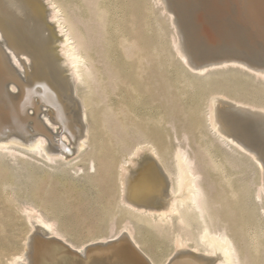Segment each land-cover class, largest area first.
<instances>
[{"label":"bare ground","instance_id":"obj_1","mask_svg":"<svg viewBox=\"0 0 264 264\" xmlns=\"http://www.w3.org/2000/svg\"><path fill=\"white\" fill-rule=\"evenodd\" d=\"M199 1H196L195 15L198 11L197 5L204 3L197 4ZM63 2L0 0V151L2 155L4 151H14V158L13 154L9 155L14 160L17 159V151L24 156L45 152V157L50 162L56 157L65 159L67 156L68 159L58 166L47 163L45 166L55 170H73L77 168L75 161L81 157L86 147L90 146L93 154L86 155L92 167H85V178L95 182L94 177L100 175L110 185L104 187V182V186L100 184L105 188L104 191L101 190L103 201H95L101 213L94 218L95 222L91 223L93 202L90 204L86 193L77 195L76 192L53 183V174H50L45 185L35 181L31 190L33 203H37V206H41L46 214L52 217L42 214L37 207L19 206L20 212L25 216L22 219L26 220L28 231L26 230L20 241L21 249H15L12 254L8 253L11 255L5 258L7 264L264 263L263 230L255 232L252 242L248 241L250 235L247 231V225L256 221V218L262 219L264 211L262 210L261 214L259 208L258 215L255 216L253 207L249 208L247 204L245 209L240 201L242 195H248L251 183H255L250 182L248 186L242 182L245 178L242 179L241 176L250 173V164L255 165L259 171V181L256 187L254 186L256 189L253 205L258 206V199L261 200L264 194V162L246 145L247 141L225 116L227 106H238L242 111L249 113L258 128L264 132V0H218L219 6L226 4L230 8L228 13L233 27L229 30L223 20V38L217 43V50L209 51L210 58L206 61L200 60L193 51L191 35L181 28L179 19L173 15L175 7L170 0L157 2L162 4L160 10L168 13V23L176 32L169 46L171 54L173 53L171 61L163 56L164 45H160L162 50H159L157 45L160 43L152 37L148 22V13L152 9L150 6L148 8L149 4L143 0H82L88 21L91 22L95 18L92 22L96 24L91 22L94 26L87 30H97V38L91 37L96 41V45L92 42L95 47L91 42L85 41L90 39L85 38L87 31L84 35L83 31L77 28L78 25L75 26L66 15L68 12H65V9H69L71 5L66 4L68 7L64 9L61 4ZM71 3L73 5V2ZM113 3L114 10L111 8ZM211 4L216 7L212 2ZM73 21L75 22L74 19ZM80 21L82 20L77 19L78 24L82 23ZM86 23L88 26L89 23ZM164 29L168 30L167 27ZM88 34L89 37L91 33ZM98 35L102 37L98 38ZM167 43L165 42L166 45ZM91 46L93 51L88 53ZM87 48L89 49L86 50ZM93 55L97 58L94 59ZM95 60L102 66L94 62ZM172 62L180 66L174 70L175 64ZM95 63L102 68L96 67ZM66 67L69 72H66ZM227 72L238 80V86H234L235 91L237 90L234 94H230L232 91L223 88L222 84L214 83L216 76L220 78ZM78 82L85 84L89 91V97H83V105L82 101L79 103L81 108L83 106V111L77 103L80 98H74V87ZM84 94L80 95H87ZM163 94L165 101L159 105L157 97ZM172 101L180 107L182 114L194 129L201 128L202 116L205 119L207 134L199 132L196 154L203 166L202 170L210 171V190L209 183L197 164L199 161L196 162L197 156L195 155V158L194 153L189 151L192 148L188 150L185 145H177L175 150L173 148V166L166 165L165 158L160 154L167 145L164 141V124L172 123L171 118L165 119L164 112L170 109L169 103ZM94 105L97 106L96 109ZM45 107L48 108L47 115H44L45 120L54 129L58 126L63 138L70 139L71 146L74 144L73 148L67 145L69 141L67 144L64 142L65 139L63 140L59 133L55 135L53 131H49L45 124L47 122L40 120L38 115ZM86 120L87 125L84 123ZM182 123L185 124V121ZM175 126L172 131L177 128ZM183 135L186 142L189 135ZM134 140H142L143 144L140 146L139 142L140 144L133 148L132 154L137 156L140 150L148 148L150 156H157L165 164L164 169L170 178L168 187L164 186L162 174L157 169L158 163L149 162L155 159L152 156H145L147 158L141 160L138 170L132 171L130 176L125 174L129 169L128 164H125L126 160L125 163H119L121 165L118 170V165L114 167L119 160L120 151H125L124 147L122 150L118 146L119 142L127 144L129 141L131 144ZM46 141H49L48 146ZM126 144L124 145L127 148ZM219 146L225 147L226 152H222ZM133 160L130 159L129 162ZM11 168L9 165L0 167V216L6 213L5 216L9 220L12 217L10 209H4L1 201L16 196L11 197L10 188L16 187L14 185L19 178H14L16 175L14 176L13 172H17L16 170L12 172L16 167L12 170ZM78 169L82 172L81 168ZM116 173L121 185L119 192L116 190L119 188L118 184H112L116 182ZM100 185L95 184L98 189ZM116 186L118 187L115 188ZM218 188L222 190L221 196L217 195ZM117 192L118 198L115 197ZM75 198L77 203L74 205L71 200ZM248 201L251 202L250 199ZM261 204L259 203V206ZM217 207L221 209L220 216L217 214ZM262 208L264 209V206ZM72 210L76 211L75 224H81L83 234L96 232L98 235L101 223L108 221L107 234H99L96 238L79 242L77 235L72 231L74 219L66 218V214ZM126 215L141 223L142 227L145 225L160 234L167 231L166 227H170L172 218L176 217L181 232L173 239L175 250L159 262L160 247L150 243V239L140 240L137 231L132 229V226L136 225L131 226V223H135L133 220L115 230L113 220L119 216L127 217ZM8 223L10 235L16 239L19 234L18 226L12 218ZM1 226L3 227V223ZM196 226L200 231H196L195 235L193 231ZM181 233H184L183 238ZM188 240H193L195 244L188 247ZM0 262L2 264L1 260Z\"/></svg>","mask_w":264,"mask_h":264},{"label":"rangeland","instance_id":"obj_2","mask_svg":"<svg viewBox=\"0 0 264 264\" xmlns=\"http://www.w3.org/2000/svg\"><path fill=\"white\" fill-rule=\"evenodd\" d=\"M60 2L62 1H64L63 3H61L63 6H64V9L66 8V4H68V6H70L69 7V9L67 8V9H65V12H66V10H67V12L68 13H66V15L70 18V20L73 22V24H75V26H77V28H80V31L82 30L83 31V33H84V35H85V31H87V30H89V29H91V27L90 26H94L95 24L92 22V24H94V25H91V22H90V20L88 21V15H87V12H86V10H85V7H83L84 6V3L83 2H81L82 0H59ZM186 1H188V2H190L191 0H186ZM193 1V0H192ZM191 1V2H192ZM196 1H198V0H194L193 1V4L195 3V5H196ZM208 1H210V0H208ZM214 1V2H213ZM216 0H212V1H210V2H212L213 4H214V6H216V7H212L213 5L211 4L210 5V2H207V0L205 1V0H203V1H199V2H197V4H199V3H203V4H199V5H197V8H198V11H197V13H196V22H197V24H196V27L197 26H200V27H197V28H199L200 29V34H201V36L206 40V43H207V45L209 46V49L210 50H217V46L216 45H218L217 43L218 42H220L221 40H222V38H223V34H221L222 33V31H221V26H222V23H223V20L227 23V27L229 28V30H232V29H230V27H233V25H232V23H231V21H232V19H231V21H230V15H229V11H230V8L229 7H227V5L226 4H224V5H222V6H219L220 4L218 3V0L215 2ZM71 2H73V5H72V3ZM75 2V3H74ZM143 2L145 3L146 2V4L148 5V8H149V6H150V9H152L150 12H152V13H148L149 15H148V22L150 23V27H151V34H152V37L154 36V40L157 42V43H160V44H158L157 46L158 47H160L159 48V50L161 49V46L160 45H164L162 48H163V56H165V57H167V59H169L170 58V61L172 60V54H171V49L169 48V46H170V42L172 41V39L174 38V36H175V34L174 33H176L175 32V29H173V27H172V25L170 24V23H168L169 21V19H168V17H169V15H168V13H166V12H162L161 10H160V7H161V5L162 4H160L159 2H157V0H143ZM152 3L153 4V6H152V4H150V3ZM190 2V3H191ZM205 2H207L206 4H205ZM158 3V4H157ZM45 4V3H44ZM70 4V5H69ZM78 4H80L81 6H82V9H81V6L80 5H78ZM146 4L144 5V6H146ZM114 5V6H113ZM156 5V6H155ZM205 5H207V6H209V7H206ZM67 6V7H68ZM77 6H78V8H77ZM201 6V7H200ZM210 6H211V8H210ZM114 7V8H113ZM204 7V8H203ZM111 8L114 10L115 9V4L113 3L112 4V6H111ZM154 8V9H153ZM201 8L203 9V10H205L204 12H203V10H201ZM206 8H207V10H206ZM209 8V9H208ZM71 9V10H70ZM78 9V10H77ZM228 9V10H227ZM69 10V11H68ZM75 10V11H74ZM81 10V11H80ZM210 10V11H209ZM216 10V11H215ZM225 10H227V12H225ZM224 11V12H223ZM70 12V13H69ZM76 12L78 13V14H76ZM80 12V13H79ZM202 12V13H201ZM209 12L211 13L210 15H209ZM74 13V14H73ZM86 13V14H85ZM212 13H214L213 15H212ZM79 14H81L82 16L80 17V15ZM144 14H145V12H144ZM146 14H147V12H146ZM79 15V16H78ZM173 15H175V14H173ZM212 15V16H211ZM78 16V17H77ZM168 16V17H167ZM197 16H198V18H197ZM201 16V17H200ZM209 16H211L210 18H209ZM214 16H216V17H214ZM228 16V17H227ZM46 17H47V15H46ZM225 17V18H224ZM47 18H49V17H47ZM76 18V19H75ZM83 18L85 19V20H83ZM224 18V19H223ZM73 19L75 20V22L73 21ZM77 19H81L82 21H80V22H82L84 25H85V23L86 24H88L89 23V27L87 26V25H85V26H83V24L81 23H77ZM159 21H158V20ZM167 20V21H165V20ZM220 19V20H219ZM226 19H227V21H226ZM87 20V21H86ZM164 20V21H163ZM96 21V20H95ZM163 21V22H162ZM200 21V22H199ZM155 22H156V25H154L155 24ZM214 22H215V24H214ZM166 23V24H165ZM200 23H201V25H200ZM203 23V24H202ZM163 24H164V27H163ZM221 24V25H220ZM79 25H81L82 26V29H81V26L79 27ZM153 25V26H152ZM169 25H170V27H169ZM232 25V26H231ZM157 27V29H156V27ZM159 26H161V28L159 27ZM165 27H167L168 28V30L167 29H164ZM212 27V28H211ZM214 27H216V28H214ZM83 28H84V30H83ZM86 28H88V29H86ZM218 28V29H217ZM162 30V32H161V30ZM177 30V29H176ZM92 30H90V32H88L87 31V33H86V36H85V38L86 39H91V41H90V39L89 40H85V38H84V40L87 42V41H89V42H87V43H90L91 42V45H93L94 43H95V45H96V41L95 40H92V38L91 37H93V39L94 38H97V30L96 31H94L93 30V32H94V34H93V32H91ZM157 31V32H156ZM160 31V32H159ZM204 31V32H203ZM215 31V32H214ZM50 32V30L48 29L47 30V33H49ZM79 32V31H78ZM220 32V33H219ZM88 33H91V35L88 37ZM159 35H158V34ZM164 35H163V34ZM203 33V34H202ZM206 33V34H205ZM96 34V35H95ZM99 35H100V33H99ZM98 35V38H101L102 36H99ZM163 35V36H162ZM162 36V37H161ZM208 36V37H207ZM88 37V38H87ZM159 37H161V38H159ZM173 37V38H172ZM157 38V39H156ZM166 38V39H165ZM164 39H165V41H164ZM160 40H162L161 42H158V41H160ZM166 40H169V41H166ZM92 42H94V43H92ZM165 42H168L167 43V45H168V47L166 48V44H165ZM87 43H85V44H87ZM98 44V43H97ZM88 45H90V44H88ZM88 45H86V47H88ZM95 45H93V47H95ZM90 47V46H89ZM166 48V50H164ZM89 48H87L86 50H88ZM168 49V50H167ZM162 50V49H161ZM89 51L90 52H88V53H91V51H93V48H92V46H91V49H89ZM166 51V52H165ZM168 51V52H167ZM167 53V54H166ZM170 55H169V54ZM162 55V54H161ZM95 58L94 59H96L97 57L95 56V55H93ZM169 61V60H168ZM170 61H169V63H170ZM94 62H97L98 63V60H95ZM97 63H95L96 64V67L97 66H99V67H101L102 66V64L101 63H98V64H101V66L100 65H98ZM172 63H174L175 65V67H174V70L176 69V68H178L180 65L178 64V63H175V62H172ZM105 65V63L103 64V66ZM98 67V68H99ZM102 68V67H101ZM66 72H69L68 71V68L66 67ZM228 73V72H227ZM227 73H225L222 77H220V78H216L215 77V80H214V83H219V84H222V86H223V88H225V89H227L228 91L229 90H231L230 92V94H234V92H236L235 91V89H234V86H235V88H236V86H238V80H236V78L235 77H233L232 75H231V73L229 72L228 73V77H227ZM67 74H69V73H67ZM235 74H236V71H235ZM232 82V83H231ZM230 84V85H229ZM85 84H83V83H80V82H78L77 83V85L74 87V98L75 99H77V97H79L80 99V102H79V100L77 101V103L79 104V103H81V101H82V105H83V99L84 98H88L89 97V91L87 90V87L86 86H84ZM215 87L217 86V85H214ZM76 88H77V90H76ZM247 88H248V86H247ZM76 92V93H75ZM78 92V93H77ZM15 93V92H14ZM83 93H85V94H87V95H85V96H83V95H80V94H83ZM76 96V97H75ZM84 97V98H83ZM162 97V98H161ZM161 98V99H160ZM242 98V97H241ZM163 99V100H162ZM157 100H158V103L157 104H159L160 105V103L162 102H164L165 101V97H164V94L163 95H158V97H157ZM173 103V104H172ZM174 104L176 105V106H174ZM169 107H170V109H168V110H165V114H164V116L166 117L165 119H167V120H171L172 121V125H173V121H174V125L172 126V127H170V125L168 126L167 124V126L164 124V127H163V133H164V138H165V144H167V145H165V148H164V150L165 149H167V150H163L160 154L165 158V162H166V165L168 164V165H171V166H173L172 164H174L173 162H174V160L172 159V153H173V148H174V150H175V147H176V149H177V145L179 146V145H182V147H184V145H185V147L189 150L190 148H192L191 150H189L190 151V153L192 152V154H193V156H197V158H196V156H195V158L197 159L196 160V162H198L197 164L199 165V167L201 168V167H203L200 163H201V161H200V159H198L199 157H198V152H197V150H198V143H197V138L199 137L198 135L200 134L199 132H201L202 134H207V129H206V124H205V119L203 118V116L201 117V120H200V126H201V128L199 127V130H201V131H199L198 129H194L193 128V126H191V124H190V122H189V120L182 114V110L181 109H179L180 107L174 102V101H172L171 103H169ZM79 106H80V109H81V111H83L82 109H83V106H82V108H81V104H79ZM175 107H177V108H175ZM94 108L96 109L97 108V106L95 107V105H94ZM203 108H205V106L203 107ZM44 109V110H43ZM41 111H40V114L38 115V116H40V120H42L44 123L45 122H47L46 120H45V117H44V115H47V113H48V108H43ZM172 109H173V112H172ZM206 109V108H205ZM205 109H203V111H205ZM181 110V111H180ZM32 111V110H31ZM177 112V113H176ZM181 113V114H180ZM204 113V112H203ZM32 114V113H31ZM171 118V119H170ZM175 118V119H174ZM177 118V119H176ZM186 118V119H185ZM185 121V124H183L182 122H184ZM87 122V123H86ZM84 123H85V125H87L88 124V120H86V121H84ZM46 124V126H47V128H49V131H53V133L55 134V135H58L57 133H59V136L61 137V138H63V135L61 134V129H58L59 127L57 126V128L56 129H54L53 128V126L51 125V124H48V122L47 123H45ZM178 124H181V125H178ZM189 124V125H188ZM176 125V126H175ZM175 126V128L177 129H175V131L177 132H175L174 130L172 131V129H174L173 127ZM51 128V129H50ZM193 128V129H192ZM56 130V131H55ZM189 130H191V132L193 133H190V131ZM59 131V132H58ZM182 131V133H180ZM187 131V132H186ZM195 131V132H194ZM197 131H198V133H197ZM173 132H174V134H173ZM184 133H187L189 136H188V140H190V141H188L187 139H186V142H185V137H184ZM168 134V135H167ZM180 134V136H178ZM192 136H191V135ZM168 136V139H170V140H168V139H166L167 138V136ZM194 135V136H193ZM175 136H176V138H175ZM198 136V137H197ZM174 137V138H173ZM178 137H180V138H178ZM182 137H183V139H182ZM190 137V138H189ZM195 138V139H194ZM65 139V137L63 138V140ZM181 139V140H180ZM196 140V141H195ZM66 141V142H65ZM67 141H69V144H67L68 142ZM169 141V142H168ZM176 141H178V142H176ZM180 141V142H179ZM47 143H46V146H48L49 145V141H46ZM64 142L68 145V146H71L70 144H71V140L70 139H68L67 138V140L65 139L64 140ZM134 143H131L130 144V142L128 141V143L126 144V142L124 143V144H126V145H130V147H128L127 146V148L129 149H127L126 148V146L123 144V143H121V142H119V144H118V146L120 147V148H122V150L125 148V151H120L121 153H120V155L118 156V162H116V164H115V166L114 167H116L117 165V167H116V169L118 170V167H119V165H121V164H119V163H125L126 161V163L125 164H128L127 166H128V171L126 170V173L125 174H127L126 176H130L131 175V173H132V171L134 172L135 171V169L136 170H138L137 169V167L139 168V165H140V162H141V160L145 157V156H150V150H147L148 148H145V149H142V150H140V152L138 153V155L136 156V155H134V154H132L131 152H132V150H134L135 149V147H136V145L137 144H140V146H142V140H134L133 141ZM140 142V143H139ZM174 142V143H173ZM187 142H188V144H187ZM196 142V143H195ZM170 143V144H169ZM173 143V144H172ZM195 143V144H194ZM121 144V145H120ZM123 144V145H122ZM145 144V143H144ZM169 144V145H168ZM187 144V145H186ZM196 145V146H195ZM72 146H74V144H72ZM71 146V148H73ZM122 146V147H121ZM145 146V145H144ZM170 146V147H169ZM189 146H191V147H189ZM124 147V148H123ZM167 147V148H166ZM219 147H221L220 149H221V151L222 152H226V150H225V147H223L222 148V146H219ZM90 148V149H89ZM134 148V149H133ZM170 149V150H169ZM197 149V150H196ZM166 151H168L167 153H165ZM170 151H171V153H170ZM9 152V151H8ZM8 152L7 151H4L3 152V155H2V152L0 151V159L1 160H3L2 162H1V160H0V167L2 166V167H8V165H9V167H12V168H15L16 167V169H13L12 170V168H11V170H12V172L13 171H17V172H13V174H14V178H16V179H18L19 178V180H17L16 181V184L14 185V186H16V187H13V188H10V192L12 193H10L11 194V197L12 196H14V195H16V196H14V197H12V199L13 198H17V200H15V199H9V197H8V200H2V201H4V202H2L1 201V205H2V207L5 209V207L6 208H9L10 209V212H11V214H12V217H10V220H11V218H12V220H13V222H15L16 224L15 225H17L18 226V231H19V234H18V236H17V238L15 239V238H13V236H11L10 235V232H11V229H10V227H9V223L8 222H10V220L5 216L6 215V213H4V214H2L1 216H0V245H1V247H0V260L2 261V264H7V261H6V259H7V257L9 256V255H11L12 253H14L15 252V249H16V251H17V249L19 250V249H21V245H20V241H21V239L24 237V235H25V233H26V230L28 231V227H26V226H28V225H26L25 223H26V220L24 221V219H22V218H25V216L20 212V207L22 208V207H24V206H27V207H37V209H39V211L42 213V214H44V215H48V214H46V212L43 210V208L41 207V206H37V203H33V199L31 198V190H32V188H33V186H34V183H35V181H38V182H40V183H43L44 185H45V183L46 182H48L49 181V176H50V174H53V180H52V182L53 183H55V184H59L60 186H62V187H65V188H68V189H70L71 191H74V192H76V194L77 195H79V194H87V196H88V198H89V202H90V204L92 203L93 204V206H92V204H91V213H92V217L90 218L91 220H93V221H91L90 220V222L91 223H94L95 222V219L97 218V216L101 213V209H99V207H98V203H99V200L101 199V201H103V197H102V193H101V190H103L104 191V187H107V186H109L110 184L109 183H106L104 180H103V178L99 175V176H96V177H94V179L93 180H95V182H91L89 179H86L87 177H86V175H85V167H92V165H89V163H90V161H89V159H88V155H86V154H91L92 152H93V149H92V147H90V146H87L86 147V149L81 153V157L79 158V159H77L75 162H77V163H75V167H77L76 169H78V167L79 168H81L82 169V172L78 169L77 171H79L78 173L76 172V169H73V170H70V169H66V170H60V169H58V170H55V169H53V168H51V167H49L48 165H46L45 166V164L47 163V164H54V165H56V166H58L60 163H63L64 161H65V159H68V158H66L67 156H65V159L64 158H62V157H56L55 158V160L53 161V162H50V161H48L47 159H46V157H45V152H42V154H40V155H35L34 153H32V154H26L25 156L24 155H21L18 151V153L16 152L15 153V159L16 160H14V159H12V157L14 158V151H11V152H9V154H8ZM196 152H197V154H196ZM10 153H11V155H12V157H10L9 155H10ZM93 154V153H92ZM6 156V157H5ZM9 156V157H8ZM18 156L20 157L19 159H18ZM42 156V157H41ZM153 158H155V159H153V160H149V162H157L158 164H159V166H158V164H157V169H158V171H159V173L160 174H162L161 176H162V178H163V182H164V186H167L168 187V184H170V178H168V173L165 171V169H164V166H165V164L156 156V157H154L155 155H151ZM150 156V157H151ZM167 156V157H166ZM24 157V158H23ZM93 157L97 160V158L95 157V155H93ZM58 158V159H57ZM60 158V159H59ZM145 158H147V157H145ZM144 158V159H145ZM168 158V159H167ZM5 159H6V161H5ZM11 161H10V160ZM25 159H27V160H25ZM34 159V160H33ZM123 159V160H122ZM130 159H134L133 161H130L129 162V160ZM19 160H21V161H19ZM23 160H25V161H23ZM121 160V161H120ZM126 160V161H125ZM30 161V162H29ZM35 161V162H34ZM171 161V162H170ZM4 162V163H3ZM97 163H98V160L96 161ZM130 163V165H129V163ZM24 163V164H23ZM30 163H31V165H30ZM96 164V163H95ZM26 165V166H25ZM162 165V166H161ZM201 165V166H200ZM250 166H251V171H250V173L249 174H246L245 175V173H244V175L243 176H241L242 177V179H244L245 181H242L243 183H246V184H248V186H250L249 184H250V182H255V183H251V186L249 187V191H248V195L247 194H245V195H242V198L240 199V201H242V206H243V208H245V209H247V204H249L248 205V207L250 208H252L253 207V209H254V215L256 216V214L258 215V209L259 208H261L260 209V211H264V209L262 208L263 206H264V199H263V197H264V194H262V199L261 200H259L258 199V201H259V203L261 204L262 202V204L261 205H263V206H259V203H258V206H256L255 207V205H253V198H254V190L256 189L255 187H256V184L258 183L257 181H259V171L257 170V168H255L256 166L255 165H251L250 164ZM18 167H20V169L18 168ZM23 167V168H22ZM28 169H27V168ZM35 167V168H34ZM40 167H41V169H40ZM45 167H47V168H44ZM67 167H70V166H67ZM253 167V168H252ZM28 170H26V169ZM42 168H43V170H42ZM169 168H170V166H169ZM172 168V167H171ZM170 168V169H171ZM19 171H18V170ZM47 169V170H46ZM51 169V170H50ZM83 169H84V171H83ZM164 169V170H163ZM203 168H201V170H202ZM39 170V171H38ZM42 170V171H41ZM53 170V171H52ZM120 170V169H119ZM255 170V171H254ZM257 170V171H256ZM25 171V172H24ZM37 171V172H36ZM45 173H44V172ZM57 171H58V173H57ZM61 171H63V173L61 172ZM64 171H66V172H64ZM130 171V172H129ZM203 171V170H202ZM206 171H207V173H206ZM27 172V173H26ZM43 172V173H42ZM49 172V173H48ZM68 172H70V173H68ZM35 173V174H34ZM65 173H67V175L65 174ZM80 173V174H79ZM84 173V174H83ZM130 173V174H129ZM205 173V174H204ZM254 173V174H253ZM27 174V175H26ZM37 174V175H36ZM43 174V175H42ZM129 174V175H128ZM208 174V177H206V175ZM253 174V175H252ZM26 175V176H25ZM31 175V176H30ZM70 175V176H69ZM20 176V177H19ZM203 176L205 177V179H207V183H209V185L208 184H206V185H208V190H210V171L208 172V170H204L203 171ZM246 176V177H245ZM86 177V178H85ZM99 177V178H98ZM203 177V178H204ZM241 177L239 178V179H241ZM244 177V178H243ZM248 177H250V178H248ZM31 178V179H30ZM118 179V177H117V173H116V176H114V181H116V182H113L112 184H113V186H114V184H118V186H119V188H117L118 186H116L115 188H117L116 190L119 192V190H120V182H119V179ZM247 178V179H246ZM15 179V180H16ZM22 181H21V180ZM31 181H30V180ZM241 179V180H242ZM256 181H255V180ZM258 179V180H257ZM26 180V181H25ZM87 180H89V181H87ZM208 180H209V182H208ZM240 180V181H241ZM19 181V182H18ZM20 181L22 182V183H20ZM96 181H97V183H96ZM206 181V180H205ZM103 182H104V185H103ZM241 182V183H242ZM249 182V183H248ZM25 183H27V184H25ZM25 184V185H24ZM72 184V185H71ZM95 184H102L104 187H102V185H100L101 187H100V189H98L96 186H95ZM108 184V185H107ZM245 184V185H246ZM253 185V186H252ZM26 186H27V188H26ZM255 186V187H254ZM30 187V188H29ZM217 187H219V186H217ZM251 187H253V188H251ZM21 189V190H20ZM84 189V190H83ZM219 189V190H218ZM217 190L219 191V193H218V191H217V195L219 194L220 196H221V194H220V192L222 193V190L220 191V188H218ZM14 190V191H13ZM28 190V191H27ZM13 191V192H12ZM27 191V192H26ZM88 192V193H87ZM117 192V194H116V198H118L119 197V193ZM211 192V191H210ZM27 193V194H26ZM254 194V195H253ZM27 195V196H26ZM22 197V198H18V197ZM10 197V198H11ZM247 198V199H246ZM19 199H21V200H19ZM250 199V201L251 202H249L248 200ZM95 200H98V203H96L97 201H95ZM8 201V202H7ZM20 201V202H19ZM21 201H22V203H21ZM95 201V202H94ZM245 201V202H244ZM21 203V205L19 204V203ZM76 202V198L75 199H72L71 200V203H73L74 205L77 203H75ZM6 203V204H5ZM10 203H11V205H10ZM13 203H15V204H13ZM16 203H17V206H15L16 205ZM12 204H13V206H12ZM19 204V205H18ZM25 204V205H24ZM95 204V205H94ZM246 204V205H245ZM11 206V207H10ZM20 206V207H19ZM18 209V211H16L17 209ZM96 207H98V208H96ZM96 210H95V209ZM248 208V209H249ZM257 208V209H256ZM16 209V210H15ZM36 209V208H35ZM100 211H98V210ZM4 211H7V210H4ZM220 211V212H219ZM263 211H262V213L261 214H263ZM19 212V213H18ZM97 214H95V213ZM219 212V213H218ZM217 214H218V216H220V214H221V209L220 208H218L217 207ZM20 215V216H19ZM75 215H76V211L75 210H72V211H70V212H68L67 214H66V218L68 219V220H72V219H74V222H73V228H74V230H72V231H74V233L77 235V239H78V241L79 242H82V241H85V240H89V239H91V238H96V237H98V235L99 234H107V228H108V226L107 225H109L108 224V221H106L105 223L103 222V223H101V225H100V229H99V231H98V235L96 234V232L95 233H93V234H91V233H87V232H85L86 233V235L85 234H83L82 233V230L80 229L81 228V224L80 223H77V224H75ZM127 216V215H126ZM263 216V215H262ZM21 217V218H20ZM48 217H52V215H48ZM123 217H124V219H123ZM119 216V218L118 217H116L114 220H113V222H114V225H115V230H118V228H121L122 226H124L125 224H128L129 223V221H134L135 223H131V226L132 225H134V224H136V225H134V226H132V229H134V231L136 232V234H137V236L139 237V239L140 240H142V241H148L149 239V242L150 243H152L153 245H156V246H159L160 248V250H161V259H159L158 261L159 262H162V259L164 260L171 252H173L174 250H175V245L173 244V239H175L179 234H180V225L178 224L179 222L176 220V217H174V218H172V220H171V222H172V224L170 223L169 225H170V227L168 226V227H166L167 228V231H162L161 232V234L159 233V232H157L155 229H153L152 230V228H149V227H147V226H145V225H143V227H142V224L141 223H139V222H137V221H135L131 216H127V217H125V216ZM95 218V219H94ZM125 218H127V219H125ZM256 218V217H255ZM21 219H22V221H21ZM7 220V221H6ZM122 220V221H121ZM244 220H245V217H244ZM260 221V223H258L259 221ZM2 221V222H1ZM118 221V222H117ZM119 221H121V222H119ZM127 221H128V223H127ZM264 221V216L262 217V219L261 218H256V221H254V222H251V223H249L248 225H247V231H248V235H250V236H248L249 237V240L248 241H250L251 240V242L253 241L252 239H254L255 238V232H259V231H262L263 230V232H264V226H263V222ZM137 222V223H136ZM3 223V227L1 226V224ZM6 223H8V224H6ZM22 223V224H21ZM107 223V224H106ZM122 223V224H121ZM176 223V224H175ZM261 223H262V225H261ZM119 224H121V225H119ZM139 224V225H138ZM141 224V225H140ZM257 224V225H256ZM173 225V226H172ZM256 225V227H254ZM260 225V226H259ZM78 226H80V227H78ZM104 227V228H103ZM26 228V229H25ZM78 228V229H77ZM195 228V227H194ZM197 228V229H196ZM196 230L194 229V231L193 232H195L194 234L196 235L197 234V232L196 231H200V229L196 226ZM250 228L252 229V230H250ZM258 228V229H257ZM260 228V229H259ZM169 229V230H168ZM171 229V230H170ZM3 230V231H2ZM154 230H155V232H154ZM4 231H6V232H4ZM199 231H198V233H199ZM252 231V233H250ZM145 232V233H144ZM156 233H158V234H156ZM169 233V234H168ZM2 234V235H1ZM82 234V235H81ZM146 234H147V237H146ZM160 234V235H159ZM166 234H167V237H166ZM182 234V238H183V236H184V233H181ZM151 236L150 238H148L149 236ZM79 236V237H78ZM74 237V236H73ZM164 237V238H163ZM170 237V238H169ZM5 239V240H4ZM8 239V240H7ZM145 239H148V240H145ZM171 239V240H170ZM153 241H156V242H153ZM189 241V240H188ZM187 241V242H188ZM4 242H6V243H4ZM8 242V243H7ZM170 242H171V244H170ZM192 242V243H191ZM247 242V241H246ZM2 243H4V244H2ZM159 243V244H158ZM10 244V245H9ZM12 244V245H11ZM16 246H14V245ZM17 244V245H16ZM191 244H195V242H193V240H190L189 242H188V244H187V246L188 247H190V246H192ZM18 246H19V248H18ZM12 247V248H11ZM173 247V248H172ZM12 250H11V249ZM173 249V250H172ZM9 250V251H8ZM8 253H11V254H8ZM5 254H7V255H5ZM6 258V259H5ZM6 261V262H5ZM1 263V262H0ZM262 264H264V263H262Z\"/></svg>","mask_w":264,"mask_h":264},{"label":"water","instance_id":"obj_3","mask_svg":"<svg viewBox=\"0 0 264 264\" xmlns=\"http://www.w3.org/2000/svg\"><path fill=\"white\" fill-rule=\"evenodd\" d=\"M174 5L175 17L184 31L191 35V46L200 60L209 59V46L196 27V5L186 0H170ZM238 106L229 105L226 107L225 116L231 124L237 128L241 137L247 141L246 145L264 162V132L258 128L253 117L242 111Z\"/></svg>","mask_w":264,"mask_h":264}]
</instances>
